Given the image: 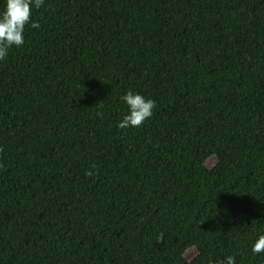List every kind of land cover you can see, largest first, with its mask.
Returning <instances> with one entry per match:
<instances>
[{"label": "trees", "instance_id": "16d2710c", "mask_svg": "<svg viewBox=\"0 0 264 264\" xmlns=\"http://www.w3.org/2000/svg\"><path fill=\"white\" fill-rule=\"evenodd\" d=\"M31 19L0 61V264H264V0ZM129 90L155 108L118 129Z\"/></svg>", "mask_w": 264, "mask_h": 264}, {"label": "clouds", "instance_id": "9594fccd", "mask_svg": "<svg viewBox=\"0 0 264 264\" xmlns=\"http://www.w3.org/2000/svg\"><path fill=\"white\" fill-rule=\"evenodd\" d=\"M43 4L44 0H3L0 8V61L8 56L13 47L19 48L24 44L26 25L39 28V23L31 17L33 10L39 9ZM120 99L127 106V114L118 122V129L140 127L153 114L155 101L150 98L129 90ZM85 174L91 176L94 173L88 171ZM251 251L253 254L264 251V233L258 235ZM217 264H236V261L234 256L227 255Z\"/></svg>", "mask_w": 264, "mask_h": 264}]
</instances>
